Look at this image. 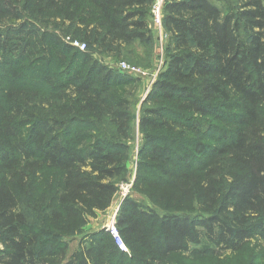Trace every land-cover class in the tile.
Returning <instances> with one entry per match:
<instances>
[{
	"label": "trees",
	"instance_id": "obj_1",
	"mask_svg": "<svg viewBox=\"0 0 264 264\" xmlns=\"http://www.w3.org/2000/svg\"><path fill=\"white\" fill-rule=\"evenodd\" d=\"M220 1L163 8L169 51L142 110L134 190L171 212L125 199L127 252L103 229L67 256L64 239L126 174L133 115L114 84L129 78L21 18L72 24L119 59L152 42L153 0H0V264H174L264 241V0Z\"/></svg>",
	"mask_w": 264,
	"mask_h": 264
},
{
	"label": "rangeland",
	"instance_id": "obj_2",
	"mask_svg": "<svg viewBox=\"0 0 264 264\" xmlns=\"http://www.w3.org/2000/svg\"><path fill=\"white\" fill-rule=\"evenodd\" d=\"M168 1L169 0H165L163 8ZM210 1L223 9V3L220 0ZM163 8L161 13L162 17ZM21 26L36 33L41 31L51 32L58 36L61 41L69 45L74 42L85 43L81 40L77 27L69 23H66L65 26H47L38 24L30 19L21 18ZM149 26L153 37L152 42L147 45H141L139 43L133 44L125 50V56L122 58L116 59L99 55L95 50L90 49L87 44L84 48V51L89 53L92 59L97 60L107 68L116 71L119 75L129 78H127V84L122 86L114 84V86H116L117 91L123 93L124 97L130 101L133 120L131 121V141L129 142L130 151L128 163L126 165L127 171L124 178L117 184V192L113 201L106 211L96 212L94 216H85V223L80 226V229L75 231L72 236L64 239L67 244V256L78 248V245L83 242L88 234L103 229L106 230L109 226L115 224L116 214L119 210L120 204L125 199L136 201L142 209H152L159 214L171 212L154 205L147 194L134 190L137 166L139 160H141L139 157V148L142 143V136L140 134L139 124L142 110L148 106H145V100L153 83L163 74L169 51L168 39L163 29L162 18L161 25L156 24L153 19L152 11ZM33 57H40V55L36 53ZM13 58L14 56L10 55L5 59L12 60ZM120 63L135 67L139 69V72L134 73L131 76L128 73L118 71ZM32 78L36 79V76H33ZM260 118H263V121L261 122L263 123L264 116H260ZM260 128H262V126H260ZM121 187L124 188V191ZM30 218L37 226L41 227V225H43V213L35 212L34 214H30ZM42 229L45 231V228ZM50 230L51 229L48 228V231ZM174 264H264V241L254 238L249 241L242 251L238 253H228L218 258L209 256L190 260L186 256L179 257L175 259Z\"/></svg>",
	"mask_w": 264,
	"mask_h": 264
},
{
	"label": "built area",
	"instance_id": "obj_3",
	"mask_svg": "<svg viewBox=\"0 0 264 264\" xmlns=\"http://www.w3.org/2000/svg\"><path fill=\"white\" fill-rule=\"evenodd\" d=\"M165 0H153V6H152V15H153V19L154 22L156 24L161 25V18H162V8H163V4H164ZM73 47H77L79 48L81 51H84L85 45L80 44L78 42H74L73 44H70ZM118 70L121 72H125L128 73L130 75H133L134 73H138L139 69L135 68V67H131L125 63H120L118 66ZM122 190L124 191V188L121 187ZM106 231L112 236L115 245L117 246V248L120 251H124L127 252V248L125 246V244L123 243V241L121 240V238L119 237L117 228L115 226V224H112L111 226H109Z\"/></svg>",
	"mask_w": 264,
	"mask_h": 264
}]
</instances>
